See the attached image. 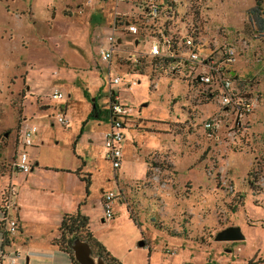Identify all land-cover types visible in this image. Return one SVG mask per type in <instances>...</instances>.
Returning a JSON list of instances; mask_svg holds the SVG:
<instances>
[{"label": "rangeland", "instance_id": "obj_1", "mask_svg": "<svg viewBox=\"0 0 264 264\" xmlns=\"http://www.w3.org/2000/svg\"><path fill=\"white\" fill-rule=\"evenodd\" d=\"M253 3L174 0V15L164 24L178 38L194 28L202 57L206 46L233 48L231 66L238 79L247 80L252 102L250 113L237 118L223 113L205 96L206 87L191 79L199 66L170 74L165 65L142 56L149 43L146 31L133 35L138 44L118 47L109 65L102 61L99 49L110 33V15L119 12L121 22L138 23L135 0H0V163L15 143L20 146L15 139L26 122L35 128L27 152L38 164H84L95 197L84 211L88 228L121 264H166L176 251L194 262L220 258L241 264L248 257L264 264V39L246 22ZM132 53L143 57L137 68L127 60ZM114 76L119 82H111ZM52 89L64 99L53 100ZM110 92L130 112L119 129L118 193L110 203L111 217L104 218L98 193L99 182L113 177L101 146ZM59 110L67 126L55 122ZM209 118H216L217 126L207 130L203 123ZM6 173L0 166V190ZM227 226L238 227L242 238L214 241Z\"/></svg>", "mask_w": 264, "mask_h": 264}, {"label": "built area", "instance_id": "obj_2", "mask_svg": "<svg viewBox=\"0 0 264 264\" xmlns=\"http://www.w3.org/2000/svg\"><path fill=\"white\" fill-rule=\"evenodd\" d=\"M131 1V0H128ZM137 1V0H135ZM149 3L145 8H142L141 4L138 5V23L123 21L118 17H115L112 25V33L107 37L109 46L105 49L101 48L99 53L103 60H109L112 56V51L117 49V44L120 41H116L117 36L115 32L119 31V25L122 29L131 33H136L138 27L145 28L147 25L154 26V30L148 32L151 36L147 50L142 53V56H148L149 58L160 62L165 65L169 71L178 70L180 67L192 68L193 65H197L200 68L199 73L193 77H198V82L206 87V97H212L216 100L221 107V111L232 112L237 118H243L250 113L252 109V102L248 98V82L247 80L238 79L231 71V64L235 59V51L229 45H219L217 47L206 46L204 48V56L198 55L197 48L202 47L201 41H195L194 34L195 29L191 28L185 36L180 38L173 34L163 31V23L158 19L162 16L166 19V13H170L172 8L167 4L172 5L174 0H147ZM166 8L168 11H166ZM121 39V38H120ZM185 50V57L183 53H179ZM140 56V55H139ZM170 59L169 62L164 59ZM137 59L135 54H129L128 60L134 62ZM196 66V67H197ZM235 81V82H234ZM112 83L119 82V77H113ZM52 99L63 98V94L60 91H53L50 95ZM130 112L129 108L120 105L116 101V97L112 93L108 94L107 100V115L109 116L110 128L105 132L103 141V158L110 164L113 170H116L120 166L121 148L120 145L123 142V138L119 131L122 128L121 119L127 118V114ZM57 121L60 124H65L66 119L57 114ZM204 128L212 129L217 126L216 118H209L203 123ZM34 126L27 125L18 132L19 143L24 146H30L32 144V136L34 135ZM15 170L22 173H27L30 170V163L27 157V153L24 150H19L13 161L10 164ZM117 193L116 190H109L103 194L102 207L104 218L111 217L110 203ZM13 208L12 202L9 198H0V227L2 230L0 250L1 257L6 260L5 264H15L17 252L7 251L4 249L11 241V236L17 231V220L9 214V210Z\"/></svg>", "mask_w": 264, "mask_h": 264}, {"label": "crops", "instance_id": "obj_3", "mask_svg": "<svg viewBox=\"0 0 264 264\" xmlns=\"http://www.w3.org/2000/svg\"><path fill=\"white\" fill-rule=\"evenodd\" d=\"M131 8L132 7L124 8L123 10L127 9L129 11L131 10ZM127 12H124V14H126ZM119 14V12H116L113 16V19L112 15H110V33L105 37L104 47H100V49H105L109 46V41L107 40V37L113 32L112 25L115 17L121 19ZM117 33L118 32H115V35L117 36L116 41H120V36L117 35ZM114 52L115 50L112 51V56L109 60H103L101 58L102 61L109 65L114 55ZM231 71L234 76L238 78L237 73L232 66ZM66 82V79H58L59 84H64ZM58 85H54L53 88L59 89ZM55 89H52V92L55 91ZM62 99H64V97L53 100ZM88 101L93 102V99H89ZM94 105L92 104V108ZM89 107L90 103L87 104V109H85L86 115L89 113L87 112ZM57 114L62 115L65 119L66 117L64 116V111L56 113L54 120L56 123L60 124L56 118ZM106 117L108 118V125L102 134V157L104 150V135L105 132L110 128V121L107 113ZM22 121H25L24 117L22 118ZM60 125L67 126L68 120L65 124ZM25 126H27L26 122H24L19 127L18 132L22 130ZM78 131H80V128L78 129ZM80 134L81 131L76 134L78 136L75 137V140L78 139ZM121 136L123 137L122 133ZM6 137L7 134H3V138ZM15 140L19 143L18 133ZM33 145V141L30 146L24 147H22L21 144L19 146L15 143L14 150L12 154H10V157L6 158L3 156L5 158L4 163L7 166L6 174L8 175L6 186H10L13 192L12 196L10 197L13 208L9 210V214L17 220L18 224L17 231L11 236V241L9 242V244H7L4 249H6L7 251L14 250L17 252L15 264H35V262L37 263L40 260L45 261L46 264H70L68 255L59 250L57 246L52 243V239L55 238L58 234V225L63 214L73 213L77 211L78 213L87 217V214L84 211L88 203L95 200V197H92L93 195H91L89 189L91 182L90 172H88V169L83 166L84 164L81 165L79 163L74 162L73 166L68 168H64L62 166H49V164L45 162H39L38 164L37 157L34 155H30L27 152L28 147H31ZM21 149L27 153V157L30 163V170L27 173H18L17 170H15L13 167H10V164L13 161L16 153ZM111 170L113 171V177H107L103 179L102 182H99L101 188L98 193V201L101 206L103 194L109 190H116L118 187L117 185H119L117 174L112 168ZM83 178L88 180L87 184L82 180ZM116 191L118 193V190ZM55 230L56 234L54 232ZM0 232H2L1 227ZM1 236L2 235L0 234V250L3 247L1 244ZM38 239L40 242L37 241ZM104 250L106 251L105 248ZM183 253H185V251L181 253L180 251H176L175 253H173V257L169 259V262H171L172 264H224V260L220 258H208L202 261L194 262L191 260H187V258L182 255ZM64 256H67L68 261ZM110 256H112V254H110ZM245 258L246 257L241 258V264H246V261H244ZM246 259L250 260L251 258L247 257ZM5 262L6 260L3 259L0 254V264H5ZM169 262L167 258L164 259V263L169 264Z\"/></svg>", "mask_w": 264, "mask_h": 264}, {"label": "trees", "instance_id": "obj_4", "mask_svg": "<svg viewBox=\"0 0 264 264\" xmlns=\"http://www.w3.org/2000/svg\"><path fill=\"white\" fill-rule=\"evenodd\" d=\"M135 2H136L135 4L136 7H138V5L141 4L142 8H145L149 3L147 0H137ZM166 5L172 8V11H170V13L169 12L166 13V18H168L174 15L175 11L173 10V3L172 5H169L166 3ZM166 11H168L167 8H166ZM165 20L166 19L164 18V20L162 21L164 22L163 31L167 32L164 24L166 25L168 21L165 22ZM132 21L133 20H131V22ZM246 22L247 24L251 25V27H253V31L258 37H261L264 39V0H254L253 5L246 12ZM140 27L142 28V30H140ZM140 27H138V31L136 33H131L127 30L120 29V31L123 34V38H121L120 43L116 45L117 48L124 47V46L128 47V45L130 44L134 46L135 42L138 44L139 42L138 36L133 37V35H141V34H144L143 31H146L147 36L150 37L152 34L150 35L148 32H151L155 28L152 25H147L145 26V28L142 26ZM135 56L137 57V59L133 62V64L137 68V65L140 64V61H139L141 60L140 58H143V57H140L139 55H135ZM169 60L170 59H167V58L164 59V61L166 62H169ZM169 72L170 74L172 73L171 71ZM197 78L198 77L194 78L193 75L191 77V79H194V82H196L198 85H202L198 82ZM91 111L92 113H90L89 115H93V112L95 111V105L93 106ZM205 129L208 130L209 128H205ZM0 166L7 167L4 162L0 163ZM82 180L86 184L88 183L87 179L83 178ZM12 193L13 192L10 186H4L0 190V198L7 197L10 199V197L12 196ZM128 217L134 223L133 219L130 216ZM0 234L2 235V232H0ZM73 238H79L81 240L86 241L91 248L95 249V255H100L106 264H121L114 257L110 256L104 250V248L93 238L88 228L87 217L78 213L77 211L62 215L60 223L58 225V234L55 238L52 239V243L56 245L59 250H61L62 252L68 255L70 264H78L76 260L73 258L72 251L69 247V242ZM246 264H254V262L249 260L246 262Z\"/></svg>", "mask_w": 264, "mask_h": 264}, {"label": "water", "instance_id": "obj_5", "mask_svg": "<svg viewBox=\"0 0 264 264\" xmlns=\"http://www.w3.org/2000/svg\"><path fill=\"white\" fill-rule=\"evenodd\" d=\"M242 238L239 228L236 226H227L217 231L213 236L214 241H238ZM138 245L142 246L143 241L140 240ZM72 256L78 264H106L100 255L91 256V248L89 244L79 238H73L69 242ZM193 264V263H184Z\"/></svg>", "mask_w": 264, "mask_h": 264}, {"label": "flooded vegetation", "instance_id": "obj_6", "mask_svg": "<svg viewBox=\"0 0 264 264\" xmlns=\"http://www.w3.org/2000/svg\"><path fill=\"white\" fill-rule=\"evenodd\" d=\"M229 242H232V241H229Z\"/></svg>", "mask_w": 264, "mask_h": 264}]
</instances>
